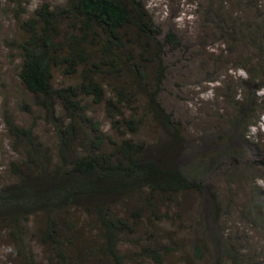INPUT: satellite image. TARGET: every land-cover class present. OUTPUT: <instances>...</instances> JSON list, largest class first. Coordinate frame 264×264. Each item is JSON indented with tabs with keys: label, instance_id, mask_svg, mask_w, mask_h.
<instances>
[{
	"label": "trees",
	"instance_id": "16d2710c",
	"mask_svg": "<svg viewBox=\"0 0 264 264\" xmlns=\"http://www.w3.org/2000/svg\"><path fill=\"white\" fill-rule=\"evenodd\" d=\"M7 2L22 13L21 0ZM196 7L224 47L204 62L245 45L261 58L232 59L241 60L230 68L243 69L242 94L224 84L226 121L195 136L164 101L168 68L180 69L189 57L175 30L155 25L142 0L39 2L30 14H14L18 77L55 139L49 149L33 126L7 124L17 156L0 185V235L14 264H40L34 241L45 264H243L240 235L222 228L236 196L224 200L213 184L220 175H243L241 147L264 117V0ZM144 128L153 142L138 136ZM186 207L195 211L190 229L181 222Z\"/></svg>",
	"mask_w": 264,
	"mask_h": 264
},
{
	"label": "rangeland",
	"instance_id": "374dc122",
	"mask_svg": "<svg viewBox=\"0 0 264 264\" xmlns=\"http://www.w3.org/2000/svg\"><path fill=\"white\" fill-rule=\"evenodd\" d=\"M21 1L23 2L20 8L21 14L23 12L30 14L39 2H47L52 5H62L65 2V0ZM142 1L152 15L155 25L159 26L163 32L175 30L181 40L183 52L189 57L183 65L179 66L180 69L168 68V74L163 85L165 103L174 110L176 118L180 119L194 136L204 126L210 125L211 128H214L217 124H223L231 110L227 102L220 97V90L222 91L224 84L230 83L229 93L235 90L238 95H241L242 91L238 79L245 78L243 69L230 68L231 64L241 60L232 59L236 55L256 57L255 54L258 52L254 51L250 45H245L242 50L244 53L238 52L233 55L221 53V57L216 60V63H206L203 58L208 53L220 52V49L224 47L220 38L214 34V32L218 33L212 26L214 23L210 24L209 19L196 14L197 3H202L203 0ZM259 3L261 2L259 1ZM16 12L19 13L18 10L13 9L11 3H8L7 0H0V185L6 182V168L9 161L14 160L17 156L12 150V139L7 130L8 122L15 121L17 124L33 126L40 138L49 145V149H53L55 141L52 125L46 122L43 112L32 105L31 96L24 90L18 77V51L12 41L19 35L14 18ZM21 14L19 13L20 17ZM173 61L167 59V65L171 66ZM209 79H212L213 82H209ZM57 80L64 82L60 76L57 77ZM260 93H264V90H260ZM260 111H264L263 108H259ZM93 113L105 131L112 137H116L115 131L110 129L109 121L102 108L94 106ZM263 118L260 120L261 123H257L248 129L249 132L246 134L248 144L241 147L242 155L239 160L241 161L240 169L244 172L243 175L234 181H226L220 175L213 184L224 200L231 194L236 196L233 208H229L226 204L229 213L225 214L226 217L222 219L224 222L222 228L225 231L228 227V231L232 230L234 235H240L238 239L241 241L242 254L238 253V255L243 264H264ZM138 136L148 142H153L155 139L148 128L140 131ZM222 172L223 170L218 171L219 174ZM243 210L245 213L242 214ZM181 216V222L190 229L194 223V207H186ZM182 238L185 242L186 236L183 233ZM209 241L214 246V241L211 239ZM230 242L231 244L236 242V246L239 245L235 240ZM30 245L36 253L39 263L45 264L42 260L44 258L42 248L36 241ZM0 264H14L8 242L1 235ZM222 264L230 263L225 259Z\"/></svg>",
	"mask_w": 264,
	"mask_h": 264
}]
</instances>
